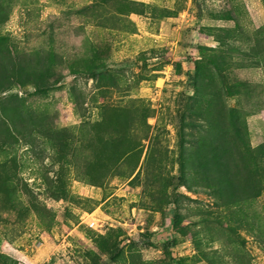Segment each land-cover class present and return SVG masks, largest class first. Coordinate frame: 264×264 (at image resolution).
<instances>
[{
  "label": "rangeland",
  "instance_id": "1",
  "mask_svg": "<svg viewBox=\"0 0 264 264\" xmlns=\"http://www.w3.org/2000/svg\"><path fill=\"white\" fill-rule=\"evenodd\" d=\"M0 264H264V0H0Z\"/></svg>",
  "mask_w": 264,
  "mask_h": 264
},
{
  "label": "trees",
  "instance_id": "2",
  "mask_svg": "<svg viewBox=\"0 0 264 264\" xmlns=\"http://www.w3.org/2000/svg\"><path fill=\"white\" fill-rule=\"evenodd\" d=\"M1 85V84H0Z\"/></svg>",
  "mask_w": 264,
  "mask_h": 264
}]
</instances>
